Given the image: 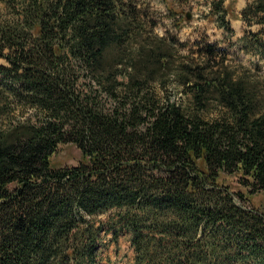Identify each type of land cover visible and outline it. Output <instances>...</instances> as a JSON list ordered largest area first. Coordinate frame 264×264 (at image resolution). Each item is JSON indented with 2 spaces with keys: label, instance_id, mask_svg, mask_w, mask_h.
I'll return each instance as SVG.
<instances>
[{
  "label": "trees",
  "instance_id": "trees-1",
  "mask_svg": "<svg viewBox=\"0 0 264 264\" xmlns=\"http://www.w3.org/2000/svg\"><path fill=\"white\" fill-rule=\"evenodd\" d=\"M0 4V264H99L122 231L132 264H264V207L237 202L264 192L262 76L203 36L181 54L143 0ZM67 144L81 161L53 167Z\"/></svg>",
  "mask_w": 264,
  "mask_h": 264
},
{
  "label": "rangeland",
  "instance_id": "rangeland-1",
  "mask_svg": "<svg viewBox=\"0 0 264 264\" xmlns=\"http://www.w3.org/2000/svg\"><path fill=\"white\" fill-rule=\"evenodd\" d=\"M149 6V17L156 23L154 34L159 37L175 38L187 48L181 50V54H187L186 49L192 46L199 38L206 37L208 42L214 43L225 52L227 64L238 72L243 69L251 74H259L264 78V58L259 55L257 49L251 44L253 35H259L264 42V25L249 24L241 19L242 10L255 0H223V8L226 11L225 20L232 31L223 29L219 22L212 17V6L218 0H143ZM3 6L0 4V11ZM251 38V39H250ZM178 56V55H177ZM180 57V56H178ZM250 70V71H249ZM169 93L176 95V100L188 105V99L180 93L175 86H170ZM219 109L214 105L205 112L206 118H215ZM81 161L79 150L70 144L61 146L52 157V166L55 168L71 167ZM234 190L239 184L229 178ZM250 202H237L251 209L264 207V192L258 197H250ZM131 234L122 231L118 242L114 243L112 235L108 232L102 236L99 264H132L134 259L131 248Z\"/></svg>",
  "mask_w": 264,
  "mask_h": 264
}]
</instances>
